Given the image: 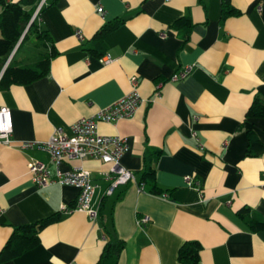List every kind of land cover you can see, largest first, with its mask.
<instances>
[{
    "label": "crops",
    "instance_id": "crops-1",
    "mask_svg": "<svg viewBox=\"0 0 264 264\" xmlns=\"http://www.w3.org/2000/svg\"><path fill=\"white\" fill-rule=\"evenodd\" d=\"M228 1L240 14L223 21L222 0H57L41 10L37 23L56 51L48 75L0 90V107L10 109L12 123L11 144L0 143V248L13 226L55 213L61 218L40 232L36 247L1 264H95L110 238L124 242L117 264H182L177 251L187 240L201 244L198 264H264V229L248 224L264 222V149L246 153L248 130L264 143V118H245L253 99L264 98V0ZM181 17L191 20L190 29L173 27ZM115 19L121 23L114 30L94 38ZM96 50L114 60L103 65ZM186 65L192 69L184 79L168 81ZM132 77L150 102L130 118L99 122L98 130L126 139L120 164L135 181L107 195L109 164L65 161L63 171H90L99 186L94 204L103 201L105 208L94 221L61 212L78 189L36 186L27 164L30 158L48 163L49 156L19 144L46 140L59 127L70 134L75 121L130 92ZM154 150H160L152 161L159 195L144 183L138 190L144 153ZM144 215L148 222L138 224Z\"/></svg>",
    "mask_w": 264,
    "mask_h": 264
},
{
    "label": "trees",
    "instance_id": "trees-1",
    "mask_svg": "<svg viewBox=\"0 0 264 264\" xmlns=\"http://www.w3.org/2000/svg\"><path fill=\"white\" fill-rule=\"evenodd\" d=\"M40 0H0L2 4V11L0 12V72L5 65L8 57L15 49L19 40L21 39L18 47L16 48L12 58L4 68L0 76V90L6 89L14 84H27L36 79L42 78L49 73L50 58L55 54V49L52 44L48 31L37 23V18L41 10L47 6H51L57 0H45L40 8L36 18L30 23L31 17ZM240 14V11L228 0H222L221 18L223 21L229 16ZM121 23V19L103 24L95 33L94 38L103 39L109 32L114 30ZM28 26V28H27ZM192 26L191 20L188 17H181L177 19L173 27H185L190 29ZM35 34V38L40 42L43 47L38 58L30 63L19 64L15 59L16 54L23 47L24 43L29 40L31 34ZM97 56H101L104 51H95ZM245 118H264V98L256 96L250 106L247 108ZM247 134V148L246 153L249 156H256L262 153L264 143L256 136V134L248 130ZM160 155V150L153 152H145L143 156V168L140 174L138 184L144 183L148 192L159 195L160 188L155 183V165L152 163L153 159H157ZM120 198L117 195L109 206V214L111 216L114 204ZM105 202L99 204V214L103 213ZM242 209L238 214L242 216ZM61 215L59 213L51 214L47 217L39 219L31 223H25L13 226L12 231L0 248V264L10 261L26 251L36 247L40 242V232L48 225L59 221ZM250 229L257 231L264 229V222L256 219H248ZM107 233L111 236L110 227L105 226ZM124 248V242L118 238H110L106 241L102 248V252L95 264H117L120 253ZM201 244L198 241L187 240L184 241L178 248L177 259L182 264H198L200 261Z\"/></svg>",
    "mask_w": 264,
    "mask_h": 264
},
{
    "label": "built area",
    "instance_id": "built-area-1",
    "mask_svg": "<svg viewBox=\"0 0 264 264\" xmlns=\"http://www.w3.org/2000/svg\"><path fill=\"white\" fill-rule=\"evenodd\" d=\"M169 1V0H166ZM45 0H40L35 11L36 18L40 8ZM99 13L101 7H97ZM79 39L82 35L79 31L76 33ZM109 53L99 57L103 64H109L113 61ZM192 65H186L174 72L168 79L170 82H176L184 79L191 71ZM132 89L116 101L106 107L98 109L93 115L82 117L75 121L67 134L62 128H55L53 133L43 141H22L19 148L22 150L37 148L45 151L49 156V162L46 163L36 158H30L27 166L31 180L38 187H44L52 183L61 185H72L78 189L76 200L71 207L61 206V212L79 211L84 213L90 220L98 218L99 207L94 204V195L99 186L94 183L89 170L81 166H75L67 171L61 169V164L70 160L99 159L103 163L109 164L107 171L103 173L104 177L110 181L106 189V194L111 195L114 189L119 185H124L129 181L134 182V174L120 164L122 154L128 149L126 139L119 135H104L98 130L99 122L113 123L119 119L130 118L134 115L137 108L149 103V99L142 98L137 91V79L131 78ZM162 83L156 85L155 96L160 95ZM12 123L10 120V109L6 106L0 107V143L9 145L12 142ZM195 135V133H193ZM188 185H195L188 176L184 177ZM138 190H142L139 184ZM149 220L144 215L138 218V224L143 225Z\"/></svg>",
    "mask_w": 264,
    "mask_h": 264
},
{
    "label": "rangeland",
    "instance_id": "rangeland-1",
    "mask_svg": "<svg viewBox=\"0 0 264 264\" xmlns=\"http://www.w3.org/2000/svg\"><path fill=\"white\" fill-rule=\"evenodd\" d=\"M43 47L40 42L35 38V34H31L29 40H27L20 51L16 54L15 59L22 62L19 64H25L35 61L39 54L42 52Z\"/></svg>",
    "mask_w": 264,
    "mask_h": 264
},
{
    "label": "water",
    "instance_id": "water-1",
    "mask_svg": "<svg viewBox=\"0 0 264 264\" xmlns=\"http://www.w3.org/2000/svg\"><path fill=\"white\" fill-rule=\"evenodd\" d=\"M33 16H34V14H33ZM33 16L31 17L30 23L33 21ZM27 28H28V26H27ZM21 39H22V38H21ZM21 39L19 40V42H18V44L16 45L15 49L12 51V53H11L10 56L8 57V59H7L6 63H5V65L3 66V68H2V70H1V72H0V76H1V74H2V72H3V70H4V68L6 67V65L8 64V62L10 61V59L12 58V56H13V54H14L16 48L18 47V45H19Z\"/></svg>",
    "mask_w": 264,
    "mask_h": 264
}]
</instances>
